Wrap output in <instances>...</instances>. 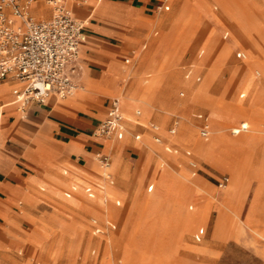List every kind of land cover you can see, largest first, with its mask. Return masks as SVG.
<instances>
[{
	"label": "rangeland",
	"instance_id": "1",
	"mask_svg": "<svg viewBox=\"0 0 264 264\" xmlns=\"http://www.w3.org/2000/svg\"><path fill=\"white\" fill-rule=\"evenodd\" d=\"M71 1L67 0L69 6ZM39 2L48 6L47 0ZM166 2L170 9L151 11L144 18L142 32L128 29L136 36L125 37L122 56L132 51L142 54L131 59L132 71L124 81L135 85L137 68L144 74L135 88L122 90L120 98L123 114L129 116L138 100L151 91L147 115L142 100L136 106L140 120L155 121L162 140L175 142L178 151L165 150L166 143L155 142L152 132L132 126V132L143 133L141 141L134 140L131 133L121 141L108 140L119 145L113 146L119 151L118 161L112 152L98 149L92 165L79 166L78 172L57 164L46 174L21 164L18 182L28 195L13 200L0 217V264H264V0ZM48 16L50 13L36 18ZM225 29H229L226 38ZM200 48L204 51L198 56ZM238 49L244 50L246 57L238 58ZM146 51L152 53L151 65L147 59L141 62ZM190 62L201 75L198 81L183 76L184 66ZM244 66L247 79L259 87L239 79V68ZM244 107L250 110L247 116L240 115ZM5 108L1 137L8 119ZM197 112L207 116V139L199 134L202 121L195 117ZM176 115L180 126L172 136L167 129ZM241 121L248 122V129L233 135L231 128ZM216 122L221 123L223 137L213 140ZM183 124L189 126L191 137H185ZM127 140L134 143V152L123 147ZM196 142L209 143L205 154L196 150ZM228 144L237 149L236 154ZM186 148L200 162L194 176L184 154ZM98 152L111 155L108 171L115 186L104 180L107 172ZM235 155L244 156L240 194L224 206L209 203L204 207L205 216H199V194L207 190L217 196L238 180L241 161L235 160ZM222 173L229 174V183L218 187L216 178ZM197 177L194 190L190 181ZM73 180L93 185L94 197H87L81 187L66 197L64 192ZM152 180L154 188L147 191ZM194 191L196 196L180 201ZM174 192L176 208L170 213ZM79 193L89 206L76 205ZM143 196L150 201L145 216L134 205L135 199ZM181 205L191 216H180ZM160 210L164 212L158 214ZM202 226L205 233L196 240L194 234Z\"/></svg>",
	"mask_w": 264,
	"mask_h": 264
},
{
	"label": "crops",
	"instance_id": "2",
	"mask_svg": "<svg viewBox=\"0 0 264 264\" xmlns=\"http://www.w3.org/2000/svg\"><path fill=\"white\" fill-rule=\"evenodd\" d=\"M20 1L26 6L29 14L34 19H48L52 14V7L49 5L48 0V6L44 5V10L39 15H35L32 11V7H34L33 3L42 4L39 0ZM165 5L169 7L165 8ZM67 7L75 17L84 21L78 60L80 67L77 70L80 88L76 94L68 98H60L57 94L51 92L45 102H29L23 108H20V103L15 100L12 92V89L19 86L20 83L12 79H5L0 83V90H2L0 92V100L4 101L0 104V131L3 116L2 108L4 106L6 107L5 112L8 116L4 127L6 130L5 136L1 137L0 134V193L4 195V197L0 195V198H3L0 200V217L7 212V205L12 203L17 197L23 196L27 198L28 193L22 191L18 182L17 168H20L21 164L33 170V172L39 171L46 174H50L48 173L49 170L57 164L69 165L73 171L78 172L80 171L79 166L89 167L92 165L93 154L98 149L112 152L116 158L115 160L118 161L119 151L118 149H113V146L119 147V145L116 142L108 141L109 139H102L95 136L93 131L105 118L115 95L119 97V106L123 113L120 93L126 87L135 88L136 81L140 80L141 74H144L143 70L140 71L137 68L135 71L137 77L135 85L133 83L128 84L124 81V78H129L128 75L132 71L133 64H129L131 59H136L137 56L142 54L139 52L137 55H134L132 51L131 53H127L126 56H122L124 46L127 44L125 37L135 35L131 34L128 29L137 28L142 32L145 28L144 18L147 15H151V11L155 9L169 10L170 4L166 0H88L85 4H78L71 1L70 6L67 3ZM213 9L216 10L217 6H214ZM47 13H50V16L36 18ZM15 22L18 23L19 19L15 18ZM140 36L137 35V37ZM228 36L229 29H225L223 37L226 38ZM142 47H146V44H143ZM203 51L204 49L200 48L198 56L202 55ZM240 52H243L245 55L240 56ZM151 54L150 51L144 52L141 62L143 63L147 59L146 62H148V65H151L153 62V56ZM236 56L238 58H244L246 57V53L244 50L238 49ZM183 76L186 80L194 77L198 81L201 78L200 73L196 72L191 62L184 66ZM81 88L83 89L81 90ZM180 94L183 95L184 90H181ZM244 95L245 93L241 92V96ZM140 100L144 103V115H147L150 99L148 104L143 99H139L138 105ZM138 105H134L132 108L134 110L136 109L134 117L132 116L134 110L129 116L123 114L127 133L123 138L116 139L117 141L123 140L129 133L132 134L134 140L141 141L143 133L137 130L132 132V126H139L146 131L152 132L153 138L156 135L161 137L160 127L155 121L149 120L145 123L140 120L141 112L140 109L136 108ZM195 117L202 121L200 127L204 124L208 125L207 116L203 112L195 113ZM176 120L178 121L176 124L177 132L180 126V120L177 115L171 119L168 129ZM152 124H156L159 128L154 130L151 127ZM234 126L231 128L233 135H238L246 131L249 127L247 121H241ZM168 129L167 132L169 133ZM176 132L169 134L174 136ZM136 134L140 135L139 139L135 138ZM6 136H8L7 139ZM200 136L207 139L209 134L206 137L201 134ZM161 142L166 143L165 150L169 152L173 151L174 153L178 151L175 142H166L162 140V137ZM227 146L230 151L236 154L237 149L232 148L229 144ZM123 147H127V150L130 152H134L135 145L127 140ZM184 154L188 158L187 161L191 175H196L200 170L199 160L190 148H186ZM240 157H236L235 159L241 161L240 176L237 181L221 190L217 196L207 190L203 191V193L205 192L204 194L201 193L198 195L199 206L201 208V215L199 216H205L204 207L209 205V203L215 202L217 206H224L226 202L232 201L240 194V177L244 169V156H242V159ZM191 160L196 163V166L190 164ZM64 173H67V169H64ZM223 175L229 177L228 173L220 174L216 178L218 187H220L218 181ZM103 178L109 185L115 186L112 175L110 178H107L103 174ZM59 181L62 182L61 179ZM154 185L153 180L151 183H147V191H152ZM80 187L84 190L87 197H94L95 191L93 185L90 183L82 184L75 180L70 184L69 190L64 192L65 196L70 197ZM86 187L91 189V194L86 191ZM193 189L197 190V184ZM79 194L75 198L76 205L89 206V202L83 198L85 196L82 193ZM173 195L174 202L169 208L170 213L176 208V192ZM189 195L194 196L195 191L192 193L187 192L185 198L180 199V201H185ZM147 197H135L136 201L134 205L137 207V211L141 216H145L146 211L150 207V201ZM116 203L120 204V200L117 199ZM190 208H192V205H190ZM178 209L180 216H191L190 212L183 210V205L179 206ZM161 212L164 211L160 210L158 214ZM109 225L114 226L115 224L109 220ZM204 233L205 228L202 226L197 229L194 237L196 240H200Z\"/></svg>",
	"mask_w": 264,
	"mask_h": 264
},
{
	"label": "built area",
	"instance_id": "3",
	"mask_svg": "<svg viewBox=\"0 0 264 264\" xmlns=\"http://www.w3.org/2000/svg\"><path fill=\"white\" fill-rule=\"evenodd\" d=\"M73 1L85 4L88 0ZM48 3L52 7L51 16L37 20L20 0H0V83L5 79L20 83L12 89L20 108L29 102H45L51 92L60 98L68 97L79 87L77 70L84 21L72 14L67 0H48ZM15 18L19 19L18 23ZM124 120L118 99L113 98L105 118L93 133L103 139H121L127 133ZM177 122L168 129L169 133L176 132ZM151 127L159 128L156 124ZM199 131L202 136H208V125L201 126ZM135 138L139 139L140 135L136 134ZM154 139L161 142L158 135ZM98 157L107 172L105 176L110 178V155L98 152ZM190 164L196 166L193 160ZM228 182L229 177L223 175L218 185L225 187ZM85 189L92 193L89 187Z\"/></svg>",
	"mask_w": 264,
	"mask_h": 264
},
{
	"label": "bare ground",
	"instance_id": "4",
	"mask_svg": "<svg viewBox=\"0 0 264 264\" xmlns=\"http://www.w3.org/2000/svg\"><path fill=\"white\" fill-rule=\"evenodd\" d=\"M34 7H32L33 8V13L35 14V15H39V13L41 14V12L44 10V5L43 4H34L33 5ZM47 6V5H46ZM31 9V8H30ZM256 53V52H255ZM260 61V60H259ZM258 62V61H257ZM260 65H262V64H260ZM200 67V66H199ZM201 68V67H200ZM264 70V69H263ZM257 72H259V70H257ZM247 66H244V67H240L239 68V72H238V75H239V79H241L242 78V80H244L245 81V83L247 84V83H252V85L256 88V87H259L257 84H255V82L253 81V80H248L247 79ZM238 81V80H237ZM236 81V82H237ZM189 83L191 84V82L189 81ZM206 84V83H205ZM205 84H204V86H205ZM79 88H80V85H79V87H78V89L72 94V95H74V94H76V92L79 90ZM153 90V89H152ZM151 92V91H150ZM150 92L149 93H146V95L143 97V101L146 103V104H148V102H149V99H150ZM71 95V96H72ZM200 97V96H199ZM198 97V98H199ZM116 98L118 99V102H119V97H117L116 96ZM196 99V98H195ZM124 101V100H123ZM197 102V101H196ZM123 104V103H122ZM119 105H120V102H119ZM126 109V108H125ZM240 115H245V116H247V114L250 112V110H248L247 108H241L240 110ZM188 120V119H187ZM244 123V122H243ZM235 127V126H234ZM183 128H184V130H185V137H191V130H190V128H189V126L188 125H184L183 124ZM226 128V127H225ZM216 135L213 137V140H218V139H221L222 137H223V133L221 132V131H223V128H222V126H221V123L220 122H216ZM247 136V135H246ZM195 148H196V150L201 154L202 153V155L203 154H205V152L208 150V148H209V143L208 142H205V143H201V142H196L195 143ZM217 154V153H216ZM261 156V155H260ZM219 158V157H218ZM217 158V159H218ZM260 161V160H259ZM220 162H221V160H220ZM234 162V161H233ZM223 164V163H222ZM231 165V164H230ZM233 174V173H232ZM237 174V173H236ZM197 179L198 178H196V179H193V180H191L190 181V184L192 185V186H196V184H197ZM235 182V181H234ZM114 227V226H113Z\"/></svg>",
	"mask_w": 264,
	"mask_h": 264
}]
</instances>
